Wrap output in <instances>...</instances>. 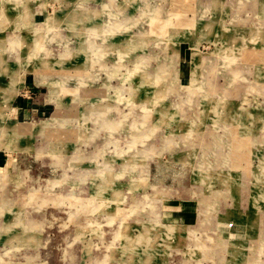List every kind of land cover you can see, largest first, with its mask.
<instances>
[{"label": "rangeland", "instance_id": "374dc122", "mask_svg": "<svg viewBox=\"0 0 264 264\" xmlns=\"http://www.w3.org/2000/svg\"><path fill=\"white\" fill-rule=\"evenodd\" d=\"M0 264H264V0H0Z\"/></svg>", "mask_w": 264, "mask_h": 264}]
</instances>
